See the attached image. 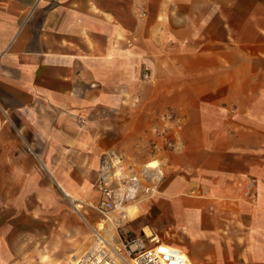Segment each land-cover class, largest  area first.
Here are the masks:
<instances>
[{"label":"crops","instance_id":"obj_1","mask_svg":"<svg viewBox=\"0 0 264 264\" xmlns=\"http://www.w3.org/2000/svg\"><path fill=\"white\" fill-rule=\"evenodd\" d=\"M166 109L183 117L180 149L151 153ZM261 117L264 0H0L1 242L24 259L35 233L20 226L56 228L65 196L93 206L112 148L162 167L129 239L191 264H264Z\"/></svg>","mask_w":264,"mask_h":264},{"label":"rangeland","instance_id":"obj_2","mask_svg":"<svg viewBox=\"0 0 264 264\" xmlns=\"http://www.w3.org/2000/svg\"><path fill=\"white\" fill-rule=\"evenodd\" d=\"M230 118L234 120V117L229 116V120H231ZM232 134H235L234 131L223 132L222 138L224 140H229ZM257 136L259 139L260 156L264 157V117H261V128ZM261 166H264V164L261 163ZM165 169L166 166L163 168L164 173L166 171ZM253 193L252 190L250 196H245L253 198ZM133 201L136 200H130L126 203V205L130 206L131 204H135L137 207L132 217L129 218L123 212H119L121 207L117 208L115 212L112 211L107 214H101L97 212L93 206L87 204L91 201L87 200L86 203L82 204L79 200L73 199L70 196H65L62 199V203L66 206L62 208V211L51 213V217L47 218V220L52 221V223L56 225V228H52L51 226L45 227V224H41V221L38 220L35 223L30 222L28 224L26 223L25 226H20L22 232L35 233V236H33L35 237V243L30 245L29 254L26 253L24 259L13 260L9 257L11 253L10 244H2L0 238V264H73L74 260L82 259L85 252L96 241L97 235L95 227L100 226L103 229L99 230V233H101L108 243V248H110L109 252L113 253L115 256L121 255L123 257L127 252V256L133 258L135 253L132 252L129 255V246L134 240L135 242L139 240L143 242V239L146 237L141 235L137 240H131L124 233L125 224L130 220H134L139 215V206H137V202ZM121 210H126V208L123 207ZM42 214L46 213L42 212ZM57 214L58 217L55 216ZM22 220H24L23 217L21 218V221ZM29 224H31V226H27ZM4 230V239L10 240L11 227H7ZM145 233H148V231L146 230ZM148 244L147 242L146 245ZM134 246L135 244H133L131 248Z\"/></svg>","mask_w":264,"mask_h":264},{"label":"built area","instance_id":"obj_3","mask_svg":"<svg viewBox=\"0 0 264 264\" xmlns=\"http://www.w3.org/2000/svg\"><path fill=\"white\" fill-rule=\"evenodd\" d=\"M147 77V73L143 74ZM159 123L150 127L153 136L151 153L161 150H179L180 134L183 128V118L174 111L167 109L157 115ZM154 161L155 166H150ZM162 169L155 159L144 163L139 169L133 166L115 149H107L100 153L98 175L94 189L99 198L93 208L107 214L125 205L130 200H136L144 193H153L162 179ZM255 179L250 178L245 186V195L250 196L255 186ZM135 253L132 264H191L186 254L155 237L149 239V244L136 241L135 246H129V255ZM97 264H105L103 258Z\"/></svg>","mask_w":264,"mask_h":264},{"label":"bare ground","instance_id":"obj_4","mask_svg":"<svg viewBox=\"0 0 264 264\" xmlns=\"http://www.w3.org/2000/svg\"><path fill=\"white\" fill-rule=\"evenodd\" d=\"M150 166H155L156 163L154 161H151ZM137 202V201H133ZM126 205V204H125ZM123 205L119 209V212H123L126 216L129 218L132 217V214L135 212V209H137L135 204L130 205ZM123 207L126 208V210H121ZM77 209V208H76ZM115 211V210H114ZM111 228V227H109ZM103 228L95 227V232L97 235L96 241L93 243V245L85 252L83 255V258L80 260H74L73 264H97L101 259L103 258L105 264H132L133 258H129L127 256V252L125 253V256H115L113 253L109 252L108 243L105 241L104 237L99 233V230H102ZM95 236V235H94ZM95 238V237H94ZM110 244V243H109ZM113 250V249H112ZM82 257V256H81ZM129 259V260H127Z\"/></svg>","mask_w":264,"mask_h":264}]
</instances>
